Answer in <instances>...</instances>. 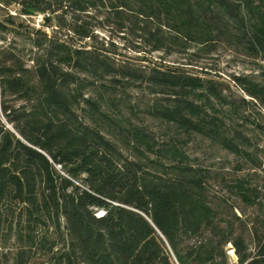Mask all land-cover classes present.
<instances>
[{
    "label": "trees",
    "instance_id": "obj_1",
    "mask_svg": "<svg viewBox=\"0 0 264 264\" xmlns=\"http://www.w3.org/2000/svg\"><path fill=\"white\" fill-rule=\"evenodd\" d=\"M0 5L18 9L0 21V41L9 31L26 38L25 50L0 45V264H228L227 244L238 264H264L260 148L241 128L242 108L256 101L264 109V84L233 76L251 98L236 100L212 78L119 62L112 42L95 33L113 25L134 34L146 53H173L193 45L210 51L223 36L250 32L257 51L264 0ZM28 14L43 22L26 32L14 19ZM130 92L150 99L131 102ZM123 110L157 120L161 142ZM194 136L237 157L236 172L249 170L220 176L229 194L257 211L248 224L213 205L210 171L183 148Z\"/></svg>",
    "mask_w": 264,
    "mask_h": 264
},
{
    "label": "rangeland",
    "instance_id": "obj_2",
    "mask_svg": "<svg viewBox=\"0 0 264 264\" xmlns=\"http://www.w3.org/2000/svg\"><path fill=\"white\" fill-rule=\"evenodd\" d=\"M7 14L17 15V7L11 5L3 8L0 5V21L4 20ZM14 20L16 22L23 21V30L26 32L32 27L41 26L43 22L41 14L18 15L15 16ZM91 22L97 24V19L92 18ZM47 29L50 30V28ZM95 33L99 40L103 39L104 41L112 42L116 49L114 57L119 62L149 66L156 65L160 68L175 67L186 73L212 78L216 82L223 84L224 93L228 97L236 100L241 97L247 100H251V98L239 86L234 84L232 81L233 76H244L264 84V49L257 47V51H254L250 47L252 39L250 32L243 37L233 34L223 36L221 40L216 41L210 51L199 50L200 47L193 45L185 51L173 53L160 51L146 53L148 47L143 43H139L134 34L128 31H117L113 25H97ZM23 39L26 40V38ZM23 39L15 32L9 31L7 39L0 41V45L10 43L12 47L17 46L25 50ZM143 56H146V59L143 60ZM127 99L131 102L136 99L146 102L150 97L130 92L127 95ZM253 103L241 109L242 113L248 115V120L243 122L244 125L241 128L245 134L251 136L259 144L260 152L258 158L261 161V166L257 170L256 178L258 184L264 186V136L258 135L259 130L257 127L254 128L255 124L253 123V121L258 122V124L264 126V109L259 106L258 102L253 101ZM123 115L131 117L133 122L145 127L152 133L157 142H161L163 139L165 130L157 120L143 115L142 112H138L137 115L133 116L127 110H123ZM0 116L4 121V117L1 114ZM183 148L192 158L193 163L210 171L212 177L209 179L208 192L213 205L220 208L224 214L223 216L235 219V215L247 224L252 221L257 211L252 207L243 205L236 196L229 194L220 180V176H224L226 180H233L238 176L247 174L249 171L247 169L239 172L234 170V166L239 159L218 146L211 145L199 136L192 137ZM235 226L238 232L240 228L237 220H235ZM244 239L249 249L253 251V243L247 231L244 233ZM225 249L228 264H238L237 256L231 245L227 244ZM230 250H232V253L229 252ZM170 258L175 263L171 252Z\"/></svg>",
    "mask_w": 264,
    "mask_h": 264
},
{
    "label": "bare ground",
    "instance_id": "obj_3",
    "mask_svg": "<svg viewBox=\"0 0 264 264\" xmlns=\"http://www.w3.org/2000/svg\"><path fill=\"white\" fill-rule=\"evenodd\" d=\"M229 252H231V253H232V250H230Z\"/></svg>",
    "mask_w": 264,
    "mask_h": 264
}]
</instances>
